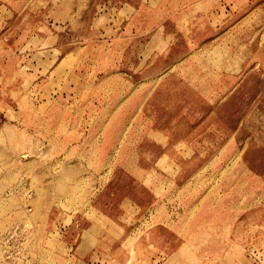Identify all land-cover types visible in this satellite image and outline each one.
<instances>
[{
  "label": "rangeland",
  "instance_id": "1",
  "mask_svg": "<svg viewBox=\"0 0 264 264\" xmlns=\"http://www.w3.org/2000/svg\"><path fill=\"white\" fill-rule=\"evenodd\" d=\"M264 264V0H0V264Z\"/></svg>",
  "mask_w": 264,
  "mask_h": 264
},
{
  "label": "built area",
  "instance_id": "2",
  "mask_svg": "<svg viewBox=\"0 0 264 264\" xmlns=\"http://www.w3.org/2000/svg\"><path fill=\"white\" fill-rule=\"evenodd\" d=\"M25 232V228L13 229L2 241V245L6 252V258L13 263L19 260L22 261L23 264L30 263L29 256L26 255Z\"/></svg>",
  "mask_w": 264,
  "mask_h": 264
}]
</instances>
